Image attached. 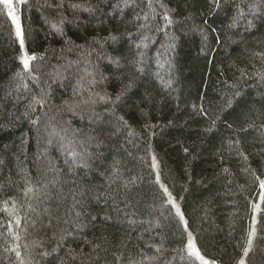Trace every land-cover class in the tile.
<instances>
[{"label": "trees", "instance_id": "trees-1", "mask_svg": "<svg viewBox=\"0 0 264 264\" xmlns=\"http://www.w3.org/2000/svg\"><path fill=\"white\" fill-rule=\"evenodd\" d=\"M16 7L0 264H264V0Z\"/></svg>", "mask_w": 264, "mask_h": 264}, {"label": "snow or ice", "instance_id": "snow-or-ice-1", "mask_svg": "<svg viewBox=\"0 0 264 264\" xmlns=\"http://www.w3.org/2000/svg\"><path fill=\"white\" fill-rule=\"evenodd\" d=\"M2 2H3V4H4L5 6L8 7V9H9V14H11V7H12L11 0H2ZM12 18H13L14 21H17L16 35H17L18 37H20V44H21V47L23 48V45H24L23 33H22L21 29H20V25H19L18 19H17V17H15L14 15H13ZM34 59H35V56H27V55H25V56L22 58V62H23V66H24V68H25V69H28V67H29V61H30V60H34ZM261 188H264V181L261 182ZM165 192H167V189H166V188H165ZM169 195H170V194H169ZM255 207L258 208L259 205H256ZM176 211H177V214H178V215H181V213H180V209H179L178 206L176 207ZM181 219H183L182 216H181ZM249 244H251V238L249 239ZM188 248H189L190 253H191L192 255H194L196 259H199V260L203 261V264H209V262H208L207 260H205L204 257L200 254L199 250L196 248L195 244L191 241V239L189 240ZM248 251H249L248 248H245V249H244V253H245V255L248 254ZM213 264H214V262H213ZM240 264H244V261L241 260Z\"/></svg>", "mask_w": 264, "mask_h": 264}, {"label": "rangeland", "instance_id": "rangeland-1", "mask_svg": "<svg viewBox=\"0 0 264 264\" xmlns=\"http://www.w3.org/2000/svg\"><path fill=\"white\" fill-rule=\"evenodd\" d=\"M19 2H20V0H11V4H12L11 11L13 10L11 13H12V16L14 15L15 17H17L18 22H19L20 16H19V11H18V8L16 7V5Z\"/></svg>", "mask_w": 264, "mask_h": 264}]
</instances>
